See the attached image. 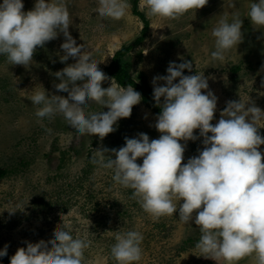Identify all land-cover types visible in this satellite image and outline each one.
I'll list each match as a JSON object with an SVG mask.
<instances>
[{"label": "rangeland", "instance_id": "rangeland-1", "mask_svg": "<svg viewBox=\"0 0 264 264\" xmlns=\"http://www.w3.org/2000/svg\"><path fill=\"white\" fill-rule=\"evenodd\" d=\"M252 2L207 0L204 6L177 18H163L146 15L147 9L141 7L143 0H139L137 9L149 21V27L142 42L124 57L130 63L131 75L137 80L145 76L153 89V77L166 75L170 61L189 60L193 67L183 73H203L217 97L210 123L217 122L229 100L250 98L251 103L264 110V27L253 25L247 17ZM127 3L122 18L102 19L96 11L97 0H65L72 37L91 51L98 67L116 84L106 67L117 50L140 37L144 26L142 18L133 11L132 0ZM33 5L34 0H23V10H30ZM233 15L242 20L243 39L225 54L223 61L213 60L212 29L222 17L230 21ZM64 39L59 33L43 47L37 46L27 67L10 64L5 55H0V171L8 170L0 176V248L8 245L0 264H9L11 255L18 247H26V241L51 243L60 224L70 226L74 237L90 242L84 250L83 264H118L111 248L115 236L129 230L138 231L143 237L141 258L132 264H257L254 253L233 261L205 257L210 254L196 247L201 235L199 226L181 221L178 210L154 218L141 207L131 188L113 180L111 169L95 162L108 158L101 156L100 149H118L124 145L125 137L144 132L151 140L161 135L154 127L157 113L149 110L142 99L133 105L130 116L119 118L115 130L102 139L98 134H78L62 114L36 116L40 105L28 99L34 90L44 87L48 94L67 96V92L54 87L59 82L54 73L74 62L72 57L63 62L59 59ZM86 83L77 81L78 86ZM110 84L108 79L101 86ZM101 110L107 111V106L102 108L94 102L85 109L86 113ZM260 126L258 132L264 137V121ZM198 132L194 129V134ZM202 139L187 142L181 163L198 155L197 150L204 147ZM259 149L264 162V144ZM142 159L138 157L137 163H142Z\"/></svg>", "mask_w": 264, "mask_h": 264}, {"label": "clouds", "instance_id": "clouds-1", "mask_svg": "<svg viewBox=\"0 0 264 264\" xmlns=\"http://www.w3.org/2000/svg\"><path fill=\"white\" fill-rule=\"evenodd\" d=\"M97 3L96 11L102 19H120L128 7L127 0ZM206 3L207 0H143L141 7L149 16L177 18ZM247 17L253 25L264 27V0H253ZM70 24L65 0H34L27 11L23 10V0H0V55H5L10 64L27 67L37 46L43 47L63 33V54L59 59L63 62L72 57L74 62L54 73L59 78L54 87L67 92V96L48 94L43 87L34 90L28 99L40 105L37 117L62 114L78 134H98L102 139L115 130L119 118L130 116L133 105L142 97L132 85L119 86L98 67L91 51L72 37ZM241 25L238 15L230 21L222 17L217 22L211 32L215 38L213 60L223 61L225 54L242 41ZM192 67L189 60L170 61L167 74L152 79L153 99L161 109L154 124L161 133L158 138L150 140L144 132L125 137L124 145L118 149H100L101 156L108 158L95 162L111 169L113 180L131 188L141 207L154 218L178 210L181 221L199 226L201 235L196 247L210 254L205 257L233 261L254 253L257 264H264V162L259 149L264 137L258 132L264 110L250 98L229 100L217 122L210 123L217 97L203 73H183ZM108 79L110 86L102 87V81ZM77 81L87 83L78 86ZM91 102L107 106V111L86 113ZM194 129L199 130L198 135ZM198 137H203L204 147L181 163L187 142ZM138 157L143 158L142 163H137ZM142 239L135 230L115 236L111 254L118 264L140 260ZM25 243L26 247H18L11 255L9 264H83L84 250L90 242L74 237L70 226L60 224L51 243ZM7 247L5 244L0 248V257L7 254Z\"/></svg>", "mask_w": 264, "mask_h": 264}, {"label": "trees", "instance_id": "trees-1", "mask_svg": "<svg viewBox=\"0 0 264 264\" xmlns=\"http://www.w3.org/2000/svg\"><path fill=\"white\" fill-rule=\"evenodd\" d=\"M139 0H132L133 11L135 14L139 15L143 22L144 26L141 31L140 37H138L133 43L122 47L120 50H117L110 64L106 67V72L112 76L120 86L132 85L138 92H140L142 97V102L146 107L152 112L159 113L160 107L156 105L153 99V89L147 83L146 77L141 75L139 80L134 78L130 72V63L124 59L125 55L137 44H140L145 37L146 31L149 27V21L146 17L139 12L138 8ZM210 134V133H209ZM8 170H1L0 176L7 174Z\"/></svg>", "mask_w": 264, "mask_h": 264}]
</instances>
